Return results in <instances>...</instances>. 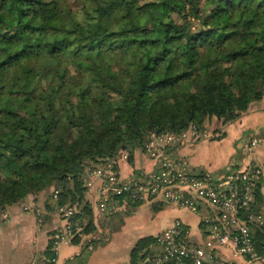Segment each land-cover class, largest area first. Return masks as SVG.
<instances>
[{
  "label": "trees",
  "instance_id": "1",
  "mask_svg": "<svg viewBox=\"0 0 264 264\" xmlns=\"http://www.w3.org/2000/svg\"><path fill=\"white\" fill-rule=\"evenodd\" d=\"M262 98L264 0H0V212L38 193L53 206L58 188L89 232L87 166L115 170L151 131L228 124Z\"/></svg>",
  "mask_w": 264,
  "mask_h": 264
},
{
  "label": "built area",
  "instance_id": "2",
  "mask_svg": "<svg viewBox=\"0 0 264 264\" xmlns=\"http://www.w3.org/2000/svg\"><path fill=\"white\" fill-rule=\"evenodd\" d=\"M197 130L198 126L190 123L179 132L151 131L142 148L155 160L154 166L136 176L122 175L112 168V162L87 166V187L97 183L94 195L97 211L105 214L116 210L126 202L118 204L115 197L124 195L131 206L162 200L193 212L204 208L200 218L206 234L203 240L193 238L187 224L176 218L156 234L158 250L144 264H237L215 253L222 245H229L233 254L241 255L245 261L263 259L264 245H256L248 225L249 221L264 225V207L252 208L261 166L254 161L243 164L231 160L220 172H215L189 166L186 160L169 152L187 133L194 134ZM127 156V150L121 149V158ZM58 194L59 189L54 188L52 198L57 199ZM58 207L61 223L53 232L51 254L46 259L49 264H57L60 243L84 232L85 222L77 216L76 207Z\"/></svg>",
  "mask_w": 264,
  "mask_h": 264
},
{
  "label": "crops",
  "instance_id": "3",
  "mask_svg": "<svg viewBox=\"0 0 264 264\" xmlns=\"http://www.w3.org/2000/svg\"><path fill=\"white\" fill-rule=\"evenodd\" d=\"M204 140L206 139H201L192 146L184 145V143H178L176 151L185 155V158L193 166H202L211 169L219 167L221 165L219 164V160H212L208 157V155H204L203 149L207 146L208 142H205ZM143 152L142 148H137L133 152V157L137 167L142 162L141 160L145 157ZM229 157L227 161H230L231 157ZM132 168L133 166L128 164V162L124 159L120 157L117 158L116 169L119 170L122 175H133L135 172ZM139 168L142 172L149 171L148 165L146 167L144 165ZM93 194V189H91V187H87L85 197L88 198L90 202L91 209L94 213L93 217H101L104 219L105 214H108L109 212L103 215L96 210L94 200L92 202V199H89ZM43 199V195L38 193L33 197H30L29 201L32 200L37 204V206L41 207L42 212H40V215L35 216L37 218L41 216L43 222L45 221L44 218L46 216L47 219L45 218V225L41 224L42 222H36L33 212L21 210L19 207L20 203L12 204L6 210L9 213L8 229L4 232L0 231V258L4 257L0 260V264L46 263L45 258L43 257L44 259H42V256H44V250L49 243V234H51V231L55 226L61 223V216L53 198H50L49 200L51 204L53 203V206L45 205L43 203ZM162 202V200L141 202L134 206L126 203L120 204L117 207V209L121 212L120 215H124L121 223L117 227L113 228V230L111 229L112 223H104L105 226L107 225L106 227H108L109 232L107 231L108 235L104 238L102 237V243L98 244V247H100L101 250H107L108 248L114 247L116 253L115 257L102 260V257L98 255L99 252H97L98 247H94L91 249L92 252L88 258L84 259L80 263L73 260V256L80 252L86 242H92L95 239H99V237L86 238V235L76 243L72 240L61 243L57 254V264H67L69 261H71L70 264H118L124 260L126 264H144L150 256L143 254L145 249L143 246L137 247L136 244L138 240L144 236L158 234L165 227L170 225L176 218L182 219L187 224L193 238L203 240L206 237L205 231L202 229V225L200 224V218L204 212L203 207L200 209L202 211L199 210L198 212H193L186 208L176 207L172 204L163 206ZM139 208L145 214L138 213L136 210ZM112 218V221H115L116 218L120 219V216L114 215ZM153 220H156L157 225L153 222ZM117 243L118 245L115 247L114 244ZM151 249L155 253L158 250L157 245L152 244ZM215 253L226 259H230L233 262L249 264L244 261V258L241 255H234L233 250L229 245H222L218 247Z\"/></svg>",
  "mask_w": 264,
  "mask_h": 264
},
{
  "label": "rangeland",
  "instance_id": "4",
  "mask_svg": "<svg viewBox=\"0 0 264 264\" xmlns=\"http://www.w3.org/2000/svg\"><path fill=\"white\" fill-rule=\"evenodd\" d=\"M221 138H224V139H221ZM201 139H206L204 140L205 142L208 141L207 146L203 149L204 155H208V157L212 160H219V164H221L217 168H213V169L207 168L211 171L220 172L221 169L225 168L228 164L229 160L227 161V159L230 155H231L230 156L231 158L229 157L230 161L232 160L237 163L243 162V164L247 163L248 161H254L255 163H257V165L261 166L262 173H263L261 188H260V191L263 197V204L261 206L264 207V98L250 102L246 111L243 114H241L238 118H236L235 120L231 121L228 124L222 123L220 120L216 119L215 117L211 119H207L204 123V130H197V132L194 134L187 133L185 138L180 141V144L184 143V145L192 146L193 144H195ZM245 145L247 148H245ZM177 146L178 144H175L172 147H170L169 152L175 155L176 157H178V159L186 160L189 166H193L185 158V155L176 151ZM143 154L145 157L141 160L142 162L138 165V167L136 166L134 157H132V161L127 160L128 156L125 159L122 158L126 162H128V164L133 166L132 169H134V172H135L133 173V176H136L142 173L139 167H143L144 165L146 167L148 165L149 170H150L154 166L153 163L155 162V160L151 156H149L146 152H143ZM90 187L91 189H93L94 194L89 199H92V202H93L97 183L94 182ZM33 196L34 195L31 194V197ZM115 199H116V203L118 204L121 202L129 203L126 195L122 197L117 196L115 197ZM53 200L56 202V199L53 198ZM168 204L169 203L166 201L162 202L163 206H167ZM65 205L74 206L68 203L61 204L62 207H64ZM58 206H57V210L60 214V211H59L60 208ZM19 207L23 211L33 212L37 223L42 222L41 224H44V225L46 224V219H47L46 216H45L46 219L44 218L45 220L44 222L41 216H40V219L35 216L37 215V212H42V209L41 207L37 206V204L34 203L32 200L28 202L21 201L19 204ZM136 211H138V213L145 214L143 211L140 210V208L137 209ZM120 214H121L120 210L117 209L114 211H110L108 214H105L104 219H102L101 217L94 218L96 227L89 232H85V231L82 232V235H79V236H80V239H82V237H85L86 235H87L86 238L99 237V239H95L92 242H86L85 246L81 248L80 252L73 256L74 258L73 260L80 263L84 259L88 258V256L92 252L91 249L94 247L95 248L98 247V244L102 243L103 241L102 237L104 238L106 235H108L109 230H108V227H106L107 225L105 226L104 223L105 224L112 223L111 229L113 230V228L117 227L121 223V220L123 219L124 215H120ZM114 215L120 216V219L116 218V220H118L119 222L116 220L112 221L113 219L112 217ZM8 218H9V213L7 211L0 212V231H3V232L7 231ZM83 220L86 223L87 217L86 218L84 217ZM153 222L157 225L156 220H153ZM56 227L57 226H55L54 229ZM54 229L52 230L53 232H54ZM52 236H53V233L49 234L48 240L52 239ZM117 245L118 243L114 244L115 247ZM97 252H99L98 255L102 257V260H107L109 258H113L116 256L114 247L108 248L107 250H104V249L101 250V248L98 247ZM43 257L46 260L48 257V254L44 253V256H42V259H44ZM2 258L4 257H1L0 260H2ZM245 262L249 264H264V259L252 260L250 262L245 261ZM56 263H57V259H56ZM70 263L71 261H69L67 264H70ZM118 264H126V262L124 260V261L119 262ZM239 264L241 263L239 262Z\"/></svg>",
  "mask_w": 264,
  "mask_h": 264
},
{
  "label": "water",
  "instance_id": "5",
  "mask_svg": "<svg viewBox=\"0 0 264 264\" xmlns=\"http://www.w3.org/2000/svg\"><path fill=\"white\" fill-rule=\"evenodd\" d=\"M147 261V260H146Z\"/></svg>",
  "mask_w": 264,
  "mask_h": 264
}]
</instances>
